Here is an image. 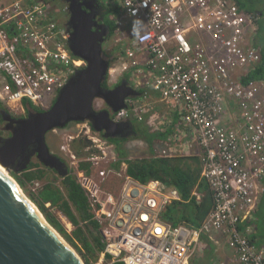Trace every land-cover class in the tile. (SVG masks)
<instances>
[{"label":"built area","instance_id":"built-area-1","mask_svg":"<svg viewBox=\"0 0 264 264\" xmlns=\"http://www.w3.org/2000/svg\"><path fill=\"white\" fill-rule=\"evenodd\" d=\"M108 2L119 10L114 43L122 48L110 74L151 73L147 87L165 106L181 109L201 149L200 177L212 192L213 205L199 227L172 226L161 215L181 201L179 192L157 180H134L124 163L117 193L104 190L112 171L99 165L105 160L116 163L117 158L113 146L86 123L85 139L76 138L85 140V158L70 149L75 139L61 151L99 226L104 245L99 263L191 264L202 238H207L223 241L231 253L230 261L214 264H264V250L239 230L251 219L263 191L264 78L242 84L261 58L252 41L254 18L233 0ZM67 39V30L51 18L45 0L0 1V102L11 112L25 113L23 103L49 109L74 71L85 66L70 54ZM227 102L228 113L230 103L240 111L235 129L221 124ZM144 107L128 100L110 118L141 119ZM82 162L90 164V173L79 170Z\"/></svg>","mask_w":264,"mask_h":264},{"label":"water","instance_id":"water-1","mask_svg":"<svg viewBox=\"0 0 264 264\" xmlns=\"http://www.w3.org/2000/svg\"><path fill=\"white\" fill-rule=\"evenodd\" d=\"M89 4L76 2L68 7L67 48L85 66L74 71L49 109L31 110L19 118L0 112L10 131L8 137H0V166L6 171L20 173L35 160L60 178L66 176V163L49 150L45 137L70 123H87L105 139L133 133L129 122H113L110 112L124 109L125 100L138 93L125 80L114 88L103 86L109 70L103 53L109 27L98 1ZM95 104L105 108L98 110ZM59 237L0 174V264H83Z\"/></svg>","mask_w":264,"mask_h":264},{"label":"trees","instance_id":"trees-1","mask_svg":"<svg viewBox=\"0 0 264 264\" xmlns=\"http://www.w3.org/2000/svg\"><path fill=\"white\" fill-rule=\"evenodd\" d=\"M101 1V7L104 11L102 16L104 18V23L109 27V37L112 35L115 28L113 20L109 17L114 9L106 7L103 4L104 0ZM233 1L240 10L250 14L254 18L257 26V32L253 36L252 41L260 51L261 58L259 64L248 74L246 80L262 79L264 78V0ZM117 54L116 51H112L110 55H108L109 64L116 58ZM110 56H112L111 59ZM103 86L108 88L107 79ZM23 107L25 113L31 110L36 112L43 111L27 103H23ZM2 111L11 115L10 110L0 102V112ZM11 116L15 117L13 115ZM134 132L135 137L141 138L148 143L153 139L165 135H150L140 125H135ZM128 139L129 138H112L107 140L114 145L117 158V162L113 164L114 168L117 169L122 162H124L126 164V174L134 180L141 183L157 180L169 187L176 188L180 194L181 202H173L168 205L162 213L161 218L172 226L183 224L193 228L199 227L202 220L212 209V192L207 183L200 177L199 160L195 157H152L129 160L123 148V144ZM75 142L78 143L79 147H84L86 145L84 139H78ZM48 148L51 151L49 146ZM76 153L78 154V151ZM61 160L64 161L62 158ZM79 170L87 174L90 173V164L80 163ZM49 173L55 172L43 167L37 161L32 160L24 171L20 173L11 171L10 176L27 198L35 205L45 222L78 254L83 264H90L91 261L95 262L104 249L98 232L99 226L97 222L93 220V215L84 192L76 183V179L70 172L68 171V174L60 179L61 189L49 182L42 185L38 193H33L28 189L27 186L30 183L46 180ZM194 189L202 194L200 202H197L195 197L192 196ZM46 204H49L51 208L57 209L71 223L74 227L72 233L67 232ZM253 215L255 218V234L261 245V243H264V194ZM250 222L251 220L248 224H250Z\"/></svg>","mask_w":264,"mask_h":264},{"label":"crops","instance_id":"crops-1","mask_svg":"<svg viewBox=\"0 0 264 264\" xmlns=\"http://www.w3.org/2000/svg\"><path fill=\"white\" fill-rule=\"evenodd\" d=\"M0 1L3 3H10L14 0H0ZM98 3L101 7L102 1L98 0ZM103 4L108 8L114 9L109 17L113 20V23H114L113 25H115V18L117 14L119 13L118 8L112 6L108 1H103ZM103 12L104 11L102 10V14ZM50 16L55 21V16H53L52 14ZM55 22L58 24L57 21ZM58 25L62 26L61 24H58ZM62 27L65 28L64 26ZM116 29L117 28L115 25L112 35H110L109 37L107 36L103 44V53L105 57L108 59V61H109L108 55H110L112 51L113 52L116 51L118 53L116 58L112 60L111 64H109L107 85L111 88H114L115 86L119 85L123 80H125L128 86L138 93V95L135 97L127 98L125 100V105H127L128 100L139 101L140 103L145 105L144 111L141 114V119H137L136 116H133L127 120H124L130 123V125L132 126L133 133L125 137L129 139L126 140V142L123 144V147L131 140L132 142H136L137 144H139L140 147H142L143 144H145L146 146L145 152H147V155H146L147 157L141 156V157H136L135 159L152 158V157H155V158L195 157L199 160L198 157L201 155V149L200 147H198L195 137L191 136V135H194L193 131L191 130L190 127H188L184 123L183 112L181 111V109L176 106L175 107L165 106L162 102H160L158 94L154 92L151 88L147 87L148 80L152 79L151 73L132 74L133 71L130 70L128 72H122V73L115 72V73L110 74L109 71L112 68H117L119 64V58L122 55L121 46L114 43V38L116 35V31H117ZM202 41L206 45L209 44V39L206 36L203 37ZM111 57L112 56H110V59ZM248 74L246 78L248 77ZM108 79H111V80L115 79L116 82L110 86L108 84V81H109ZM258 80L260 79H257V80H246L245 79L242 82V84L247 85L250 82L256 83L254 81H258ZM227 104L228 102L225 104L227 114L222 118L221 124L226 128H234L238 126L237 125L238 121H241L239 119L240 111L238 109V105H234L230 103L228 105V111L230 110L232 111L228 113ZM99 105H100V108L103 107L101 104ZM111 113L113 114L114 112H110V114ZM22 115H23L22 117H24L25 113H23ZM124 121H120V122H124ZM135 125H140L141 127H143L146 130V132L150 135H153V136H157L161 134H165V135H162V137L153 139L150 143H148L145 140L134 136ZM102 139L106 141L108 140L103 137ZM157 144L158 145L161 144L159 149L156 148L158 147L156 146ZM111 145L114 148V145L113 144ZM154 145L156 147H154ZM114 154L116 155L115 149H114ZM127 158H128V155H127ZM128 159L130 160V158ZM120 166H122V164ZM124 166L126 167L125 163H124ZM118 169L119 168H117V170ZM125 172H126V168H125ZM259 186L262 188L263 191L258 197V201L253 210L251 219L241 224L239 230L247 237L248 241L252 243L256 248L264 250V243L263 244L261 243L260 245L259 239L256 237V234H255L256 233V228L254 226L255 218L253 215L254 212H256L258 208L262 195L264 194V176H262L259 179ZM194 193H197L200 196V198L197 199ZM192 196L195 197V200L197 202H200L202 199V194L197 192L195 189L192 192ZM212 205H213V197H212ZM250 220L251 222L250 224H248ZM216 242L214 243L213 241L207 238L206 239L202 238L200 245H199V249L196 250L193 256V259L191 260V264H214L215 262L220 261V260L230 261L231 253L227 245L223 241L216 240ZM202 246H206V249L203 250Z\"/></svg>","mask_w":264,"mask_h":264},{"label":"rangeland","instance_id":"rangeland-1","mask_svg":"<svg viewBox=\"0 0 264 264\" xmlns=\"http://www.w3.org/2000/svg\"><path fill=\"white\" fill-rule=\"evenodd\" d=\"M104 1H108V0H104ZM48 8H49V5H48ZM49 13H50V15L52 14L51 11H50V9H49ZM108 80H109L108 81V84L110 86L113 85L116 82L115 79H113V80L108 79ZM2 105L5 106L3 103H2ZM97 105H99V104H95V106H97ZM5 107L7 108V106H5ZM96 109L99 110L100 109V105H99V108H96ZM10 113H11V115L15 116V118H19V117H22L23 116L22 115L23 113L22 114H19V113H16V112L13 113V112H11V110H10ZM0 120H1V122H0V137L6 138V137L9 136L10 131L8 129V126H7L8 122L5 121L2 118L1 113H0ZM86 126H87L86 123H77V124L76 123H70L65 129H58V130H56L54 132L48 133L46 135V137H45L46 144L50 147L52 153L57 154L59 157L63 158L64 162L69 163L70 160L65 155V153H63L61 151V146L64 145L65 143H67L69 141V139H72V140L75 139V141H76V138L77 137L84 138L85 132L87 130V127ZM85 127H86V129H85ZM160 145L157 144L156 146H158V147H156L155 145H154V147H156L157 149H159L160 148ZM69 146H70V149L74 153H76L78 151L79 159H84L85 158L84 153L86 152V150L83 148V146L79 147L77 142H73L72 144L70 142ZM145 147H146L145 144H143V146L140 147L139 144H137L136 142H132V140H131L123 148H124L126 154L128 155V158L135 159L136 157H141V156L147 157L146 156L147 155V152H145L146 151L145 150L146 149ZM107 154H109V152ZM108 157L111 158V155H108ZM121 167L122 166L118 167L119 168L118 170L115 169L113 167V162L111 160L102 161V163L99 165V169L100 170H105L107 172H109V170L112 171L111 174H109V177L106 179V181L102 184V187H103L104 190H107L108 192H111V193H114V194L117 193V191L119 190V188H120V186L122 184V180H123L122 179V176H121L122 174L119 171V170H121ZM5 172L12 179V177L10 176V170L9 171H6L5 170ZM60 179L61 178L57 174H55V173H49V175L47 176L46 180H44V181H34V182L30 183L27 187H28V189L31 192L38 193V191L41 189L42 185H44V184H46V183L49 182V183H52L53 185H55L56 187H58V188L61 189ZM19 190H20L21 194L24 196V198L31 205H33L35 207V205L27 198V196L23 193V191L20 188H19ZM47 207H49L50 211L57 217V219L61 222V224L64 226V228L67 230V232L68 233H72L74 227L71 225V223L57 209L51 208L50 205L47 206ZM36 210H37V208H36ZM78 245L80 246L79 243H78ZM70 249L72 251H74L72 249V247H70ZM202 249L205 250L206 249V246H202ZM74 253L78 256V254L75 251H74ZM78 258H80V257L78 256ZM90 264H100L99 263V257L97 258V260L95 262L91 261ZM101 264H106V263H101Z\"/></svg>","mask_w":264,"mask_h":264},{"label":"flooded vegetation","instance_id":"flooded-vegetation-1","mask_svg":"<svg viewBox=\"0 0 264 264\" xmlns=\"http://www.w3.org/2000/svg\"><path fill=\"white\" fill-rule=\"evenodd\" d=\"M46 2L49 5V9L52 15L55 16V21H57L58 24L64 26L67 32L69 30L67 26L69 20V12H68L69 5L71 3L82 2L84 4L83 5L84 7L90 6L89 0H47ZM102 10L103 9H101V11ZM101 105L103 106L102 108H104V105L103 104ZM102 108H100L99 110H101Z\"/></svg>","mask_w":264,"mask_h":264},{"label":"bare ground","instance_id":"bare-ground-1","mask_svg":"<svg viewBox=\"0 0 264 264\" xmlns=\"http://www.w3.org/2000/svg\"><path fill=\"white\" fill-rule=\"evenodd\" d=\"M0 174L2 175V176H4L7 180H9L12 184H14V186H15V188H16V190L18 191V193H20V195H22L21 194V192H20V190H19V188L16 186V184L13 182V180L6 174V172H5V169L3 168V167H1L0 166ZM22 197H23V195H22ZM27 201V200H26ZM30 204V203H29ZM30 206L32 207V209H34L35 211H36V213H38V216L40 215L39 214V212L36 210V208L33 206V205H31L30 204ZM40 219H42L43 220V218H42V216L40 215ZM60 238V237H59ZM60 240H61V238H60ZM63 241V240H62ZM64 242V241H63Z\"/></svg>","mask_w":264,"mask_h":264}]
</instances>
